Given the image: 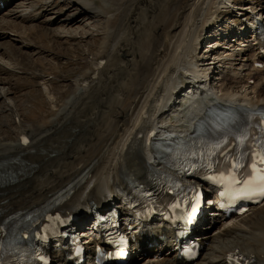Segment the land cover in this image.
Segmentation results:
<instances>
[{
  "label": "bare ground",
  "instance_id": "6f19581e",
  "mask_svg": "<svg viewBox=\"0 0 264 264\" xmlns=\"http://www.w3.org/2000/svg\"><path fill=\"white\" fill-rule=\"evenodd\" d=\"M255 3L0 0V9L8 7L0 13V100H4L0 131L3 123L12 127L0 135V226L7 220L34 217L51 206L73 212L77 223L87 222L88 209L120 203L124 192L153 182L151 170H164L166 165L149 148L153 141L165 140L167 134L193 133L215 104L263 105L264 43L252 39L246 23L253 18ZM234 9L245 11L239 13L237 25L232 23L237 26L230 28L234 37L226 42L229 35L222 23L229 13L236 15ZM262 9L260 18L264 19ZM37 29L40 37L69 43L76 50L80 47V54L90 50L69 95L58 107L48 105L42 115L32 107L21 108L10 96L22 83L17 85L21 71L13 54L36 46L34 55L46 52L50 61L53 54L60 55L52 42L51 48L32 44L31 32ZM79 37H96V44L92 49L80 46L74 41ZM32 70L36 85L46 81L45 71ZM215 72L218 80H213ZM193 84L197 86L188 94L193 101L183 106L180 97ZM40 221L35 219L32 226ZM142 224L148 231L138 234L135 230L134 256L154 250L155 254L137 264H229L230 253H242L252 264H264V251L259 248H264V231L253 230L264 229V201L242 215L219 214L206 220L196 232L206 245L211 239L240 232L252 234L255 242L235 244L222 257L204 263L198 261L200 257L190 263L180 258L171 233L163 236V230L151 221ZM57 241L54 238L47 246L54 264H74L75 260L67 259L68 248L55 249ZM87 249L92 257L80 264H97L93 245Z\"/></svg>",
  "mask_w": 264,
  "mask_h": 264
},
{
  "label": "rangeland",
  "instance_id": "374dc122",
  "mask_svg": "<svg viewBox=\"0 0 264 264\" xmlns=\"http://www.w3.org/2000/svg\"><path fill=\"white\" fill-rule=\"evenodd\" d=\"M236 2H237V5H239V3H240V6L248 5V4L252 5L255 2L261 3V5H264V0H236ZM6 6L7 5H4L0 9V13L3 10L8 8ZM234 10L236 11L235 12L236 15L233 14L234 12L229 13L226 16L227 21L222 23L224 29H226L227 32H229V31L231 32V30H230L231 27H233L232 29H234V27H237L235 25H237L238 21H240L239 20L240 19L239 13H242V10H239V9H234ZM229 11H232V10L229 9ZM263 11H264V9H263ZM232 23H234L235 25ZM31 33L33 34V36H31V39L34 41V43H32V44H36V45L41 44V45L45 46V48H51L52 44L50 45V43L52 42L54 50H56L54 52L57 54H60V55L53 54L54 58H52L51 59L52 61H50V59L47 58V56L45 57L46 52L45 53L41 52L42 54H38V55L33 54L34 51H38V47H36V46L34 48L30 47V49L28 50L27 53H15V54H13L12 57L18 63V69L21 71L17 77V85L19 86V84H21L22 86L20 85L19 87H21V88L18 87V89H17L18 92L20 91L19 93L17 91H15V93H11L10 96L13 98V100L16 102V104L19 105L21 108L25 109L27 106L32 107L33 109L31 108V110L37 109L36 112L38 114L42 115L43 112H46L48 110L47 109L48 105L54 106V105L58 104L56 106V107H58L60 104H62L61 101L69 95L70 91L72 90V81H73L74 77L81 72L84 64L86 63L87 54L90 50L89 51L85 50L86 54H80V52H82L83 50L80 51V47H78V46H77V50H76V46H73L71 48L69 43H58V42L52 41L51 38L44 37V36H42V37L38 36L37 34L40 33L39 29H37ZM233 37L234 36H231V37L228 36L227 38L230 39ZM95 38L96 37H90L89 39L82 40L81 37H79L74 41H76V43L80 46H83L84 44H86L87 47H90L92 49V47L95 46V44H96L95 41L97 38L96 39ZM211 40L213 41L214 39H211ZM36 67H37V70L40 68V69H42L41 71L46 72L45 75H46V81L47 82L45 81L43 83L41 81L42 82L41 84L36 85L35 80L32 77V75H33L32 69H35ZM51 72H54V73L51 74ZM217 75H218V73L215 72L213 80H218ZM25 76H26V78H25ZM19 82H22V83H19ZM32 82H33V84H32ZM26 83H28V84H26ZM250 83H252V81H250ZM25 87H27V89ZM24 88H25V90H24ZM1 104L4 105L3 99L0 100V106H1ZM45 106H46V108H45ZM29 115H31V114H29ZM48 115H50V114H48ZM37 117L39 118V115H37L36 117H33V118H37ZM172 120H174V117L172 118ZM2 128L3 129L0 131V135L4 134L3 133L4 130L9 131V129L12 127H8L6 125V123H3ZM253 230H255L257 233L260 231H262V232L264 231L263 227L262 228L255 227V228H253ZM210 231H211V233H213L214 228H210ZM251 241H254V236L248 232H240L238 234L228 235L227 237H221L219 239H216V241H212V239H211V241L208 242V245H207L208 248L206 247L208 250L206 249L203 252L202 256L199 259V262L204 263L205 261H207L210 258L218 259L219 255H220V257H222L225 254L224 251L227 250L226 248L232 247L235 244H239L240 246H247ZM219 242H221V243H219ZM259 248H260V250L264 251L263 246H260ZM148 254L133 256L130 264H137L138 262L143 261L148 256L154 255L155 250H154V252H150ZM203 259H204V261H203ZM161 260H162V258H161Z\"/></svg>",
  "mask_w": 264,
  "mask_h": 264
},
{
  "label": "snow or ice",
  "instance_id": "6c2138e0",
  "mask_svg": "<svg viewBox=\"0 0 264 264\" xmlns=\"http://www.w3.org/2000/svg\"><path fill=\"white\" fill-rule=\"evenodd\" d=\"M259 162L264 163V155L260 157ZM221 179L223 180L225 178L221 177ZM229 182L232 185L241 183L236 180L235 177H232ZM234 194L238 196L257 195L264 197V169L256 168L255 165H253V175L249 179L243 181L242 186L236 189Z\"/></svg>",
  "mask_w": 264,
  "mask_h": 264
}]
</instances>
